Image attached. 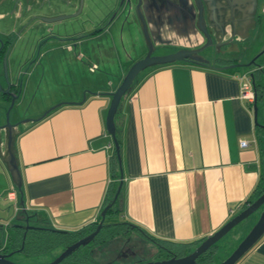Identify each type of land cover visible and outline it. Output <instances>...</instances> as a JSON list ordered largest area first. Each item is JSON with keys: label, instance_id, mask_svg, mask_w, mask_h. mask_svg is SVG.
Here are the masks:
<instances>
[{"label": "crops", "instance_id": "obj_1", "mask_svg": "<svg viewBox=\"0 0 264 264\" xmlns=\"http://www.w3.org/2000/svg\"><path fill=\"white\" fill-rule=\"evenodd\" d=\"M26 1L36 4L39 0H20L18 5ZM151 1L153 19L162 26L161 39L172 37L191 45L203 40L193 28L184 27L179 0ZM12 2L0 0V72L6 56V80L20 88L18 96L22 86L44 87L51 94L41 110L61 104L43 117L44 111L29 119L16 135L20 187L0 156L1 247L7 244L10 229L25 222L24 211L37 226L60 231L86 228L99 221L109 186L121 176L116 210L108 221L126 222L124 236L139 238L131 231L142 234L155 250L150 236L192 242L211 234L264 184V130L255 122L254 104L240 97L236 77L253 73L257 120L263 123L264 52L260 51L264 48V0H232L237 7L232 13L222 7L226 0H208L209 29L219 30L221 24L225 31L222 40L232 36L218 49L232 58L230 63L239 65L212 67L175 61L148 67L137 75L115 114L121 157L118 177L111 167L113 159H118L106 115L109 92L121 79L104 82L92 74L99 66L103 38L111 39L105 41L109 45L104 49L114 45L118 52L117 28L114 24L101 27L87 38L78 29L77 33H62L64 40L57 34L45 41L41 34L26 40L27 30L17 20L22 7L12 15ZM77 6L78 0H71L65 9L74 12ZM155 7H161V12ZM224 13L226 19L219 17ZM86 39L94 41L88 54L83 47ZM161 39L156 46L166 45ZM240 51L247 56L241 59L236 55ZM258 53L256 65H244ZM240 138L250 143L241 146ZM10 190L16 192L15 200L7 198ZM122 234L109 240L122 242L126 240ZM235 264H264V233Z\"/></svg>", "mask_w": 264, "mask_h": 264}, {"label": "water", "instance_id": "obj_2", "mask_svg": "<svg viewBox=\"0 0 264 264\" xmlns=\"http://www.w3.org/2000/svg\"><path fill=\"white\" fill-rule=\"evenodd\" d=\"M151 0H80L79 7L76 12L67 13V14H58L51 17H46L45 19L51 23L62 22L61 20H70L64 23L63 26L56 27L57 30H66L68 27H75L82 24L84 28L85 35L92 33L89 28L85 27L89 24H102L106 16L113 11L111 17L107 22L103 24V28L109 27L110 25L115 27L118 30V35L121 40V43L125 41H135L139 46L145 42L147 50L145 54L139 59L135 60L130 67L128 68L126 74L121 79L116 88L109 92L111 96L110 105L106 115V127L108 132L112 135L115 151L119 164L121 163L120 157V147L119 142L116 137V126H115V114L121 102L123 95L129 90L130 85L137 75L144 69L149 66H154L158 64L171 63L175 61H192L198 64L212 66V67H227V66H217L216 64L210 62L209 59L204 58L200 51L205 48L213 46L215 50L220 48V45L223 43H228L231 40L230 36L227 40H222V37L225 34L223 27L220 24V29H215L214 32H211L209 25L211 24L210 18V9L208 0H179L181 12L183 13L184 27L193 28L194 31H197L204 38L200 43H195L190 46H182L163 53H155L156 40L161 39V25H158L157 21L153 19V10L149 8L153 2ZM154 1V0H153ZM61 0H42L39 7H48L52 10H57L61 6ZM155 2V1H154ZM17 3V0L14 1ZM236 2L232 0H226L222 7L225 10L233 12L236 9ZM157 4V3H156ZM83 8V11H82ZM157 11L161 7L157 8ZM83 12L82 20L74 19L76 16ZM160 17V14H158ZM231 19L235 18V15H228ZM219 17L226 19L225 13ZM74 19V21H73ZM111 22V23H110ZM152 22L154 28L152 27ZM60 25V24H59ZM43 29L40 28L38 32ZM51 30V28H48ZM53 29V28H52ZM55 29V30H56ZM56 30V31H57ZM32 31L28 29V34H31ZM187 34V33H186ZM234 34V31H233ZM29 39V37H28ZM164 44H168V39H161ZM144 44V43H143ZM2 46V41H1ZM264 52V48L260 53ZM256 54L249 62L245 63V66L251 64L256 65V57L260 54ZM235 65V64H234ZM232 66V65H228ZM3 68L5 76L7 77V59L6 56L3 58ZM253 75V73H252ZM6 87H3L0 83V94H5V97H2L4 100L10 101V106L6 109V121L2 124L0 123V156L2 160L6 163L7 168L11 172L12 178L18 187L21 186V174L18 167V160L15 154L14 141L16 135L19 133V129H15V125L26 121V119H20L16 122H10L9 120V110L12 107L15 100L18 98V93H14L11 90V82L7 80ZM85 99V96L83 100ZM61 102L54 104L47 108L41 117L45 116L51 109L60 105ZM257 111L258 106L256 103L253 105V113L256 124L264 130V122L261 123L257 120ZM122 183V176L119 181L118 188L115 192L114 197L110 202H108L101 210V218L96 224L95 228L88 232L87 234L79 237L77 240L73 241L70 244L64 246L61 252L51 261L44 264H58L74 250L79 248L82 245L88 244L95 235L99 232L103 226L106 210L111 206L113 201L117 198ZM260 208L261 212L258 219L255 221L253 226L249 231L244 235V237L239 241L237 246L232 250V252L227 255L225 258L220 260L217 263L212 264H235L237 260L251 247L253 244L262 236L264 233V191L252 202L243 207L239 212L233 215L228 219L222 226L217 230L208 234L202 240L195 245V247L188 253L184 255H172L168 258L156 259V260H146L138 261L133 264H202L197 261V258L200 254L205 252L212 244L222 237L226 232H228L234 225L242 221L249 214H251L256 209ZM22 217L28 221L30 215L24 211ZM28 227H26L27 229ZM14 253L12 252H0V264H19L10 259V256Z\"/></svg>", "mask_w": 264, "mask_h": 264}, {"label": "rangeland", "instance_id": "obj_3", "mask_svg": "<svg viewBox=\"0 0 264 264\" xmlns=\"http://www.w3.org/2000/svg\"><path fill=\"white\" fill-rule=\"evenodd\" d=\"M65 31L66 30H64V32ZM103 39L104 40L102 44H104V46H106V44L109 45L110 42L109 40H111L110 37ZM167 39L169 41L168 45L166 44L165 46H161V47L156 46L154 51L155 53H162L166 51L167 48H172V50H174L182 44L191 45V44H186L185 42L180 43L178 42V40H174L172 37L166 38L165 40ZM105 41H109V42H105ZM137 41L138 40L135 41L129 40L123 42L122 44L120 42L117 43V48H118L117 53L114 45L113 48L108 47L107 50L104 49L103 46L101 49L102 53L98 55L99 59L98 60L95 59L99 63V66L97 70L92 73L94 74L96 79L98 78L101 81L108 82V78H112L114 83H117L119 79H122L126 74L130 65L135 60L142 57L147 50V46L145 42H143L144 45L143 48H141L138 45ZM200 42L201 41H199V43ZM93 43L94 41L90 39H86V41L83 43V47L84 49H86L87 54H88L89 46L92 45ZM158 43L159 41L157 39L156 44ZM221 53H223V51ZM236 55H238L242 59L247 56V53L243 54V52L240 51L236 53ZM104 67L107 69V70L105 69L106 71H109L108 74H104ZM87 72L88 74L89 73L91 74V72L89 71ZM0 81L2 83H6L7 81L4 71L3 73L0 72ZM42 85H45V81L43 82ZM49 94H51V92H48L44 87L36 90L35 87L30 86L26 88L25 86H22L21 93L18 96V100L13 103L12 107L9 110L10 122L12 123L20 118L26 119V121L20 123L21 128L25 127L28 124V121H30L29 119H32L37 115H40L43 111H45L46 108H44V110H41V107L44 106L43 102L47 100ZM8 106H10V101L0 99V123L2 124L6 121V109H7L6 107ZM260 212H261L260 208L256 209L246 218H244L242 221L234 225L228 232H226L222 237H220L216 241V246L214 248V253H215L214 263L219 262L220 260H222L232 252V250L237 246L239 241L244 237V235L249 231V229L258 219ZM110 217L107 216L106 220ZM131 233H132L131 235H137L140 238V235L134 233L133 231H131ZM141 240L143 246L145 245L149 247V249L144 248V251L142 252L130 253L125 256L120 254L121 251L127 253V251H125L123 246L119 243L121 240H116V239H113L112 241L109 240L108 242L100 245V247H102V249L105 250L103 251V253H101V255L98 254V259L103 264H105L108 260H111V264H130L132 262H136L137 260L146 261L148 259H153L156 253L155 246L153 244L150 245V242L145 239L144 240L141 239ZM107 247H112L113 251L106 249ZM118 247L120 248L117 249ZM63 248L64 246L62 245H55L51 248H46V247L39 248V251L33 252L31 254H25L23 252L22 253L14 252L10 256L11 257L10 259H12L13 261L19 264H44L54 259L61 252ZM87 248L88 247L84 246L83 248H80L79 252L85 253L87 252ZM93 248H96V246Z\"/></svg>", "mask_w": 264, "mask_h": 264}, {"label": "flooded vegetation", "instance_id": "obj_4", "mask_svg": "<svg viewBox=\"0 0 264 264\" xmlns=\"http://www.w3.org/2000/svg\"><path fill=\"white\" fill-rule=\"evenodd\" d=\"M14 1L15 0H13V2H12L13 3L12 5H14L13 6L14 11L12 12L13 13L12 15H15L16 14V12H17V10H18V8L20 6V5H18V1H20V0H17V3L16 4L14 3ZM41 1L42 0H39L36 4H31L29 1L28 2L26 1V3L24 5L22 4L20 6V8L21 7L22 8L20 9V13L18 14L17 20H18L19 26H22L24 29L26 28V30H27V33H26V36H25L26 40H28V37H29V39L31 38V41H33V39H36V37L39 36L40 34L41 35L39 37H41V40H44V41L47 40V39H49L50 35H53V34L59 35L58 37L61 38V40H64L65 37H64V35H61V34L62 33H65L67 30L68 31L71 30V31H75L76 32V30L79 29L77 32H79L80 35L83 34L84 28L82 27V24H80L78 26H75L73 28L72 27H68L66 29V31L64 32L63 29H61L59 31V30L56 29V27L63 26L64 23H66V22L69 23L70 20H68V21L67 20H65V21L64 20H61L62 22L51 23V22H49V21H47L45 19L46 17H51V16L58 15V14L72 13L73 11H71V12L68 11L67 12L66 9H65V7L70 4L71 0H61L62 1V2H60L61 3V6L57 10H52V9H50L48 7H44V6L39 7ZM79 2H80V0H78V6H77V8L75 9L74 12H76L78 10ZM58 10H59V12H58ZM82 11H83V8H82ZM112 13H113V11H111L106 16V18H105V20H104V22L102 24H98V25L97 24H89L91 26L90 28L88 27L89 30L90 31H97L99 28H101L103 26V24L105 22H107L109 20V18L111 17ZM82 15H83V12L79 13L76 16L77 18L74 17V19H80L81 18V20H82V18H83ZM74 19H73V21H74ZM42 27H43V29H41L38 32V30L40 28H42ZM85 27H87V26H85ZM48 28H51V30L48 29ZM28 29H30V31H32L31 34H28ZM3 43L4 42L2 41V46H3ZM219 51L220 52H218V50H215V48L213 46H211V47H208V48L203 49L202 51H200V53H201V55L204 58L209 59L210 62L216 64L217 66L218 65L228 66V65H234V64L235 65H239L237 62L230 63V61H231L232 58H229V57L224 56L225 54L224 53H221L222 52L221 50H219ZM226 62H228L230 64H227ZM19 89L20 88L18 86H14V85L11 84V90L14 93L20 92ZM20 119H22V118H20ZM20 119H17L14 122H16V121H18ZM14 128L20 130L21 129L20 123L18 125H15ZM24 221H25L24 223H20V224L17 223V225H20L21 227H23V229L26 231V233H27V231H30L32 234L33 233L35 234L36 233L35 230L42 228V227L37 226L36 224H34V222L30 221V218H29L28 221H26V220H24ZM14 224H16V223H14ZM26 227H28V228L26 229ZM122 233H123L122 234L123 235L122 236L123 239H126V240H124L122 242H119V241L118 242L123 246L124 250L127 251V253L124 252V251H121L120 254H122V255L125 256V255H128L130 253L144 251V247L141 245V243H142V240L141 239H139V238H129V236H124V235H126V233H124V231H122ZM139 235H141L140 238H142V239H145L146 238L142 234H139ZM111 238L112 237L107 238V239H105L102 242H98V243L93 244V245L96 246V248H93L95 246H93L92 244H89L88 243L89 245H87L88 246L87 252H85L86 255L83 256V257H81V259H80L81 261L79 263L75 259L70 260V262H67V261H64L65 260V258H64L58 264H103V263H101L99 261L98 254L101 255V253H103V251L105 249H102V247H100V245L108 242L109 239H111ZM116 240H121V239H116ZM156 247H157V249H156L155 257L153 259H148V260L163 259V258H168V257H171L172 256L171 253L167 251L168 249H166L164 246H158V245H156ZM119 248L120 247H118L117 249H119ZM106 249H109V250L113 251V248L112 247H107ZM12 251L22 253V251L20 249V246H17L15 248L11 249V250H5L4 249V246H2V248H0V252H6V253H8V252H12ZM138 261H140V260H137L136 262H138ZM136 262H132L130 264H133V263H136ZM105 264H111V260H108Z\"/></svg>", "mask_w": 264, "mask_h": 264}, {"label": "trees", "instance_id": "obj_5", "mask_svg": "<svg viewBox=\"0 0 264 264\" xmlns=\"http://www.w3.org/2000/svg\"><path fill=\"white\" fill-rule=\"evenodd\" d=\"M4 52V51H3ZM162 65V64H161ZM136 82V78L133 80L132 84L130 85V88L134 86ZM255 84V80H254ZM129 88V89H130ZM256 88V85H255ZM257 91V90H256ZM263 93V89L261 88V95ZM0 97H5V94H0ZM257 99H258V93H257ZM112 170L116 177L119 175V167H118V161L114 160L111 164ZM119 180H114L111 182L108 190L107 199L103 205V207L112 200V198L115 195V192L118 188ZM264 191V184H261L259 187H257L253 194L246 200L244 207L255 200L262 192ZM119 196V194H118ZM117 198L113 201L111 206L106 210L103 226L99 230V232L95 235L94 239H92L89 244H95L98 242H102L107 238L113 237L116 234L120 233L121 231H124L126 229L127 223L118 221V222H109L108 219L106 220V217L116 210V204H117ZM97 222H94L90 225H88L86 228H80L73 231H60V230H53L50 228H40L35 230V234L31 233L30 231H26L23 229V227L20 228H13L10 229L9 233V239L7 244L4 246L5 250H11L17 246H20V249L25 254H31L33 252L39 251V248H51L55 245H62L66 246L67 244L72 243L73 241L77 240L79 237L87 234L91 230H93L96 226ZM132 225V224H131ZM150 239L158 246H164L167 251L171 253V255H184L188 252H190L194 247L192 245H196L199 243L201 239L192 241V242H182V241H171L167 239H161L157 237L150 236ZM85 244L74 250L71 254H69L64 261L70 262V260H77L79 263L81 260V257L85 256V253L79 252L80 248L88 247ZM216 246V243L212 244L205 252L200 254L197 258V261H199L202 264H212L214 263V248ZM0 248H2L0 246ZM169 255V254H168Z\"/></svg>", "mask_w": 264, "mask_h": 264}, {"label": "built area", "instance_id": "obj_6", "mask_svg": "<svg viewBox=\"0 0 264 264\" xmlns=\"http://www.w3.org/2000/svg\"><path fill=\"white\" fill-rule=\"evenodd\" d=\"M262 11L264 12V6L262 7ZM236 77L240 82V97L245 99L248 103H256L257 100V91L254 84V78L251 73H240L237 74ZM255 137L253 141H255ZM239 143L241 146H246L250 143L249 140L240 138ZM7 198L10 200L16 199V192L14 190H10L6 194Z\"/></svg>", "mask_w": 264, "mask_h": 264}]
</instances>
